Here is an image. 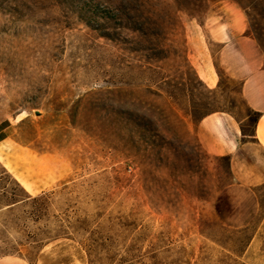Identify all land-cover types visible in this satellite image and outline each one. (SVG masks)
I'll return each mask as SVG.
<instances>
[{
  "label": "rangeland",
  "instance_id": "1",
  "mask_svg": "<svg viewBox=\"0 0 264 264\" xmlns=\"http://www.w3.org/2000/svg\"><path fill=\"white\" fill-rule=\"evenodd\" d=\"M122 4L146 34L121 29ZM178 9L175 0H0V170L32 195L52 194V226L54 215L86 216L119 234L99 256L54 240L36 264H264V185H239L196 136L206 113L230 111L248 131L255 113L201 29L204 13ZM214 68L221 85L210 88ZM137 123L163 147L130 145ZM9 257L0 264H30Z\"/></svg>",
  "mask_w": 264,
  "mask_h": 264
},
{
  "label": "trees",
  "instance_id": "2",
  "mask_svg": "<svg viewBox=\"0 0 264 264\" xmlns=\"http://www.w3.org/2000/svg\"><path fill=\"white\" fill-rule=\"evenodd\" d=\"M215 1L217 0H175L179 7L178 11L185 10L192 17L200 16L202 13L205 15L210 5ZM235 1L246 9L249 17L248 34L257 41L264 52V0ZM96 8L98 9L97 16L104 20L110 18L107 12L108 9L101 8L99 4ZM116 13L115 16L120 19V27L123 31L140 35L146 34L147 22L133 15V10L130 7H126L125 4L116 6ZM175 23H179L178 16H175ZM109 35L106 37L109 38ZM220 85L221 81L219 82ZM254 113L255 116L251 119L252 130L248 131L246 125L244 123L242 125L244 135H254L255 124L261 114L256 111ZM139 126L137 123L133 129H129L127 138L130 145L136 147L143 140L147 143L149 141L150 146L163 147V144H161L163 142H157V140L151 138L148 140V136L138 130ZM154 136H156V139L164 140L156 130ZM4 138L5 136L0 130V141ZM219 158L227 159L230 163L229 156ZM51 202V193L32 195L6 168L3 167L0 170V257L20 256L28 260L30 264H36L34 261L35 251L41 250L49 242L61 238L78 241L89 256L109 253L110 247L116 242L119 234H110L112 228H106L101 224L93 227L94 222L86 216L71 220L67 217L57 218L54 215L55 220L52 226L50 224ZM151 207L154 210L160 208L159 205L153 204V202ZM102 215L103 212L97 213L98 217H102ZM118 218L119 222L117 224L123 226L125 230L133 227L132 223L123 220L124 216ZM28 221L35 224L43 223V226H37L36 229L32 230ZM110 221H113V219H110ZM23 248L27 250V253H23Z\"/></svg>",
  "mask_w": 264,
  "mask_h": 264
},
{
  "label": "crops",
  "instance_id": "3",
  "mask_svg": "<svg viewBox=\"0 0 264 264\" xmlns=\"http://www.w3.org/2000/svg\"><path fill=\"white\" fill-rule=\"evenodd\" d=\"M201 27L212 42L222 46L220 66L230 77L243 81L247 104L261 114L254 135H244L243 119L223 110L207 113L196 128L198 143L211 156L230 157L232 175L239 185H264V52L248 34L246 9L235 0L213 2ZM204 78L210 88L220 81L213 70L205 73Z\"/></svg>",
  "mask_w": 264,
  "mask_h": 264
},
{
  "label": "water",
  "instance_id": "4",
  "mask_svg": "<svg viewBox=\"0 0 264 264\" xmlns=\"http://www.w3.org/2000/svg\"><path fill=\"white\" fill-rule=\"evenodd\" d=\"M39 113V111H37Z\"/></svg>",
  "mask_w": 264,
  "mask_h": 264
}]
</instances>
